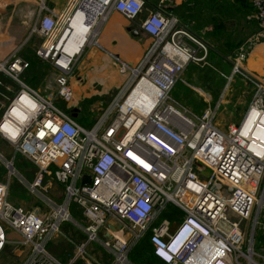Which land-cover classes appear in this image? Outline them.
<instances>
[{
    "label": "built area",
    "instance_id": "1",
    "mask_svg": "<svg viewBox=\"0 0 264 264\" xmlns=\"http://www.w3.org/2000/svg\"><path fill=\"white\" fill-rule=\"evenodd\" d=\"M95 1L102 10L130 20L144 5V0ZM168 1L161 0L165 5ZM248 1L258 31L228 59L232 75H243L254 93L239 122L230 124L227 132L215 125L214 112L190 116L170 99L188 64H207L208 55L206 44L182 27L171 11L159 9L139 21V29L151 41L136 63L116 58L118 70L128 75L89 128L54 103L73 99L69 78L74 55L63 49L67 43L58 36L57 18H37L34 29L45 41L36 54L56 69L57 91L47 97L21 79L29 64L17 50L0 61V74L17 84L13 90L0 77V88L11 91L0 110V139L32 162L33 180L19 175L20 182L32 194H40L48 209L42 214L12 204L9 177L0 181V253L8 224L29 246L20 264H78L92 242L108 255V264H134L129 252L145 233L150 234L153 254L165 264H264V256L253 248L264 204V190L259 193L264 181V82L243 67L249 50L264 39V0ZM13 109L20 115H13ZM0 157L9 176L16 172L12 161L2 153ZM203 171H208L206 179ZM47 175L63 186L60 202L39 191ZM85 176L89 183L83 182ZM73 204L82 220L71 216ZM168 204L182 211L172 231L165 219L155 224ZM64 221H71L86 239L66 261L46 250ZM250 222L254 227L249 234ZM88 263L104 264L92 256Z\"/></svg>",
    "mask_w": 264,
    "mask_h": 264
},
{
    "label": "rangeland",
    "instance_id": "2",
    "mask_svg": "<svg viewBox=\"0 0 264 264\" xmlns=\"http://www.w3.org/2000/svg\"><path fill=\"white\" fill-rule=\"evenodd\" d=\"M167 5H169V2ZM172 6V12L181 26L206 44L208 57L212 50L216 51L218 55L222 57H230L233 50L239 44L258 31L256 21L253 17V9L248 0H178L173 3ZM185 42L190 46H194V44L187 39H185ZM43 64L47 67L49 66V63L46 61H43ZM196 65L202 68L208 67L209 65L211 66L209 61L208 64L203 65L200 63ZM76 76L77 75H75V77ZM0 77L2 81H4L3 75H0ZM55 77L56 75L47 74L22 76L25 83L27 82L33 85L42 94L51 98L54 97L57 91ZM15 85L17 84L15 83ZM1 92L4 93V95L0 94V100L4 99L5 95L9 96L11 94V91H7L6 89H2ZM253 93V85L240 74H233L230 77L227 75L226 78L223 75H183L182 73L173 85L169 96L175 107L181 112H187L188 115L193 114L196 116H200L207 110L212 111V109L206 108L207 101H209V99L213 100L214 98V100H216V98H218V103H211L213 109H215L216 104L218 108L214 118L215 125L222 131L227 132L230 124L239 122L242 113L238 116V110L244 107L247 108L252 101ZM101 99L104 100L102 104L99 103ZM80 101L84 104V109L76 113L77 117L84 125L90 126L98 118L102 107L109 99L99 96H82ZM2 103L3 101L0 102V110ZM54 103L57 107L59 106L58 108L68 112V103H64L60 99L54 100ZM190 118L193 119L192 121L194 123L196 122L194 117ZM0 153L4 154L7 160L11 159L14 167L21 172L27 180H32L35 168L30 160L19 153H14L13 149L3 141H0ZM208 176L209 174L207 171L202 175V178L206 179ZM8 177L12 182L11 191L13 192V190L20 188L22 192L21 197H14L15 199L13 200L9 198L8 201L12 200L11 203L14 204L22 203V206L27 210L42 214L47 212L48 208L44 198L40 196V194H32L29 189L20 182V176L15 171L10 173L9 176V169L6 167L5 161L0 157V180L5 181ZM54 185L59 189L62 188V185L56 183L52 176L47 175L39 191L54 201V195H56V193L52 191ZM263 190L264 181L259 193L261 194ZM60 192L61 190H58V193ZM73 205L75 206V204ZM170 207H172L171 204L169 208ZM258 208L259 205H256L254 211ZM76 211L75 215H77V218L74 214L72 217L82 220L81 214ZM231 215L232 218H238L233 215V213H231ZM241 224L244 226V223ZM253 227L254 224L250 222L247 226L249 234ZM4 228L6 233V244L0 253V264H20L29 252V246L23 243L21 235L8 224H6ZM81 234L80 229L74 226L71 221H64L60 227V231L54 234L48 241L46 250L56 258L67 260L76 252L77 246L86 241L84 235ZM253 234V248L257 253L264 256L263 218L258 220ZM145 238L146 237L140 240L136 245V251L129 257V259L131 258L130 261L132 260L135 264H150L149 254H151V251L148 245L146 247ZM97 246L96 242H92L88 245L86 252L78 261V264H89L88 262L91 261V256L99 261L106 262ZM21 250L23 254L20 253Z\"/></svg>",
    "mask_w": 264,
    "mask_h": 264
},
{
    "label": "crops",
    "instance_id": "3",
    "mask_svg": "<svg viewBox=\"0 0 264 264\" xmlns=\"http://www.w3.org/2000/svg\"><path fill=\"white\" fill-rule=\"evenodd\" d=\"M177 1L178 0H169V5H165L161 0H144V5L139 16L133 20L126 19L118 12L105 8L104 10L97 12L95 14L97 16H93L94 19L91 17L92 21L90 20L88 25H84V23H86V21L88 22V19H90L89 14L91 15V12H89V6H91V9L101 8L95 0H0V61L5 59L13 51L17 50L18 56L29 64V66L21 73L22 80L23 75H57V71L52 64L49 61L41 59L36 54L38 47L45 41V39L39 31L34 29L37 18L41 15L48 14L57 18L58 36H64L66 43L71 45L73 42L78 48V50L72 54L74 55V64L70 73L71 76L69 81L73 90V99L68 103V112L79 125L89 128L91 125H84L78 119L76 114L84 109V104L80 101L81 97L99 96L106 99L108 98L110 101L116 89L123 83L125 79L124 75H128L123 74L118 70L116 58L129 63H136L140 60L151 41L150 37L139 29V21L148 14L159 9H165L167 12H172V4ZM168 2L166 3L168 4ZM68 17L69 19H67ZM207 60L210 62L211 66L207 65L208 67L202 68L195 63H189L183 72V75H223L226 78L227 75H229V77L232 75V63L228 58L222 57L218 55L216 51L212 50L209 57L207 56ZM43 61L48 62L49 66L47 67L44 65ZM243 67L246 73L255 75L264 82V39L252 46L243 62ZM0 75H3L4 84L13 90L16 89L15 82L5 76V74ZM75 75L77 76L75 77ZM29 85L35 88L31 84ZM1 90L2 89L0 88V94L4 95ZM8 97L9 96L5 95V98L0 100V102L3 101L1 107L6 104ZM217 99L218 98H216V100H214V98L213 100L209 99L206 107L207 109H212V112H214V118L218 108L216 104L215 109H213L211 103H218L219 99L218 101ZM103 101L104 100L101 99L99 103L102 104ZM107 103H105L102 108H104ZM245 109L246 108L244 107L241 110H238L239 112L237 115L239 116L240 113L243 114ZM0 141L3 140L0 139ZM9 147L11 146L9 145ZM4 158L7 160L5 156ZM9 161L12 160L10 159ZM14 169L18 175L23 177L27 182L33 180L36 171L35 169L34 174L32 175V180L29 181L15 167ZM5 181H7V179ZM11 184L12 182L9 179L8 199L11 198L13 200L15 199L14 197H21L22 192L20 191V188L13 190L12 192ZM25 187L29 189L27 185H25ZM52 188L53 190H51L53 193H56V195H54V201L60 202L63 196V186L61 189L57 188L56 185ZM58 190H61V192L58 193ZM14 205L22 206V203ZM76 210L80 213L76 205H70L69 211L71 216L74 214L77 218V215H75ZM181 217L182 214L178 219H159L158 216L155 224L159 225L162 220L165 219L168 221V229L172 231L176 228ZM260 218L264 219V204ZM81 233V235H84L82 231ZM145 235H147V233H145ZM97 247L103 254V258L106 260V262L103 261L104 264H108V255L99 245ZM20 253L23 254L22 250ZM156 260L161 264H165L157 258Z\"/></svg>",
    "mask_w": 264,
    "mask_h": 264
},
{
    "label": "trees",
    "instance_id": "4",
    "mask_svg": "<svg viewBox=\"0 0 264 264\" xmlns=\"http://www.w3.org/2000/svg\"><path fill=\"white\" fill-rule=\"evenodd\" d=\"M169 206H170V204H168L166 207H165V209L160 213V215H159V219H162V218H167V219H178V218H180V216H181V214H182V211L180 210V209H178L177 207H175V206H173L172 204H171V206L172 207H170L169 208ZM150 234L149 233H147V235H145L144 237H146L145 239V243H146V247H147V245L150 247V251H151V254H149V258H150V264H161V263H159V262H157V260H156V256L153 254V247H152V244H151V242H150V236H149ZM143 237V238H144ZM142 238V239H143ZM141 239V240H142ZM140 242V241H139ZM138 242V243H139ZM137 243V244H138ZM136 244V245H137ZM134 246L131 250H130V252H129V257H131V255H132V253L133 252H135L136 251V248H137V246ZM131 259V258H130ZM158 259V258H157ZM132 261V260H131ZM134 263V262H133ZM164 263V262H163ZM135 264V263H134Z\"/></svg>",
    "mask_w": 264,
    "mask_h": 264
},
{
    "label": "bare ground",
    "instance_id": "5",
    "mask_svg": "<svg viewBox=\"0 0 264 264\" xmlns=\"http://www.w3.org/2000/svg\"><path fill=\"white\" fill-rule=\"evenodd\" d=\"M88 4H90V3H88ZM87 5V4H86ZM91 5V4H90ZM88 7V6H87ZM91 6H89V12H91V15L89 14V13H87V14H89V16H90V19H88V22L86 21V23H84V25H88V23L90 22V20H91V17L93 18V16L97 13V12H99V11H101L102 10V8H99V9H95V8H93V9H91L90 8ZM85 10V9H84ZM87 11V10H86ZM83 12V11H82ZM85 13V14H86ZM80 14V13H79ZM86 14V15H87ZM78 16V15H77ZM80 16V15H79ZM95 16H97V15H95ZM86 17H88V16H86ZM89 18V17H88ZM94 19V18H93ZM77 21V20H76ZM79 21V20H78ZM85 21V20H84ZM92 21V20H91ZM94 22V21H93ZM80 23V22H79ZM82 23V22H81ZM76 25V24H75ZM74 25V26H75ZM82 25V24H81ZM80 30V29H79ZM83 32V31H82ZM69 43H67V45H68ZM65 46L64 45V47H63V49L68 53V54H73L74 52H76L77 50H78V48L76 47L77 45H74V43L72 42V44L70 45H68V46ZM172 116H169V118H171ZM257 148H254V150H256Z\"/></svg>",
    "mask_w": 264,
    "mask_h": 264
},
{
    "label": "clouds",
    "instance_id": "6",
    "mask_svg": "<svg viewBox=\"0 0 264 264\" xmlns=\"http://www.w3.org/2000/svg\"><path fill=\"white\" fill-rule=\"evenodd\" d=\"M21 99H22V101H23L24 103H26V104H27V103H30V102L28 101L27 97H22ZM32 106L34 107V105H32ZM13 115H20V114L16 111V109H13ZM21 119H24V117H21ZM4 130H5V131H8V130H9L7 124L4 125Z\"/></svg>",
    "mask_w": 264,
    "mask_h": 264
},
{
    "label": "water",
    "instance_id": "7",
    "mask_svg": "<svg viewBox=\"0 0 264 264\" xmlns=\"http://www.w3.org/2000/svg\"><path fill=\"white\" fill-rule=\"evenodd\" d=\"M83 182H85V183H89V177L85 176V177L83 178ZM109 226H110L111 229H113V227H112L111 225H109Z\"/></svg>",
    "mask_w": 264,
    "mask_h": 264
}]
</instances>
